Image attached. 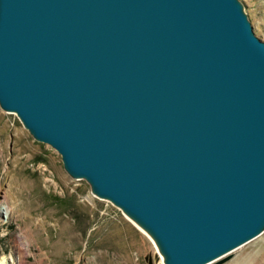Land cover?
Segmentation results:
<instances>
[{"label":"water","instance_id":"95a60500","mask_svg":"<svg viewBox=\"0 0 264 264\" xmlns=\"http://www.w3.org/2000/svg\"><path fill=\"white\" fill-rule=\"evenodd\" d=\"M0 107L166 264L264 233V42L241 0H0Z\"/></svg>","mask_w":264,"mask_h":264},{"label":"rangeland","instance_id":"374dc122","mask_svg":"<svg viewBox=\"0 0 264 264\" xmlns=\"http://www.w3.org/2000/svg\"><path fill=\"white\" fill-rule=\"evenodd\" d=\"M264 42V0H241ZM0 264H164L152 238L0 107ZM215 264H264V233Z\"/></svg>","mask_w":264,"mask_h":264},{"label":"bare ground","instance_id":"6f19581e","mask_svg":"<svg viewBox=\"0 0 264 264\" xmlns=\"http://www.w3.org/2000/svg\"><path fill=\"white\" fill-rule=\"evenodd\" d=\"M10 213V209L9 208H4V209H1L0 210V217H3V216H5V215H7V214H9ZM126 216L133 222V223H135L140 229H142L144 232H146L149 236H150V234L148 233V231L145 229V228H143L141 225H139L134 219H132L130 216H128L127 214H126ZM151 237V236H150ZM21 240H22V242H21ZM20 242L21 243H18L17 244V246H16V250H18V253H19V255H20V260L17 262V260H14L13 261V263L12 264H26V261H27V259H26V254L27 253H25V249H24V247L25 246H27V244L23 241V239H20ZM159 248V247H158ZM162 256H163V262H164V264H166V262H165V256L162 254Z\"/></svg>","mask_w":264,"mask_h":264}]
</instances>
